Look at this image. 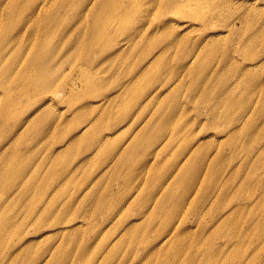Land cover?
Returning a JSON list of instances; mask_svg holds the SVG:
<instances>
[{
	"label": "rangeland",
	"instance_id": "obj_1",
	"mask_svg": "<svg viewBox=\"0 0 264 264\" xmlns=\"http://www.w3.org/2000/svg\"><path fill=\"white\" fill-rule=\"evenodd\" d=\"M175 1L0 0V264H264V0Z\"/></svg>",
	"mask_w": 264,
	"mask_h": 264
},
{
	"label": "bare ground",
	"instance_id": "obj_2",
	"mask_svg": "<svg viewBox=\"0 0 264 264\" xmlns=\"http://www.w3.org/2000/svg\"><path fill=\"white\" fill-rule=\"evenodd\" d=\"M171 3L177 4L175 0H171ZM18 26H20V25H18ZM41 51H42V55L43 56L47 55V53L45 51L39 50L36 53V55H35L36 59H39L41 57ZM49 71H50V67H47L45 69V73H47ZM83 82H84L85 86L88 88V90H89L91 95H92V92H93L92 98L99 97L98 95L94 94L96 89H97V87H96L95 81H94V79L92 77L84 78ZM24 84L25 83L20 82V85H24ZM33 84L34 85H40L41 82L36 81ZM0 87H2L4 89V91H8L9 90L8 82L6 80H4V79H1V78H0ZM13 102H14V99L9 97V98H6V100L2 103V105H3L2 109H1L2 111L0 112V118L1 119L4 118L6 121H8L10 110H11V108L14 105ZM170 121L171 120L169 118L166 120V126H168L170 124ZM164 130H166L165 127L161 130V132L164 131ZM155 140H156V138L150 140L151 141L150 145L155 143ZM170 140L172 142L174 139L170 138ZM171 142H170V144H171ZM5 165L8 167V162H6ZM1 170L2 169H0V171ZM9 172H12V170L8 171V168H4L3 171L0 173V178L2 177L0 179V205L2 206V204H3V207L0 208V210H2V209L4 210V208H6L7 205H8L7 204V202H8L7 201L8 200V192L9 191L11 192V188H12V184L8 185V183H6V182H8V173ZM7 221L8 220H6V219L5 220H0V230H3L2 233L0 234V236H1L0 238L4 239L5 241L7 240V235H6V231H5L6 226H7Z\"/></svg>",
	"mask_w": 264,
	"mask_h": 264
}]
</instances>
